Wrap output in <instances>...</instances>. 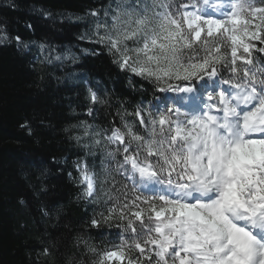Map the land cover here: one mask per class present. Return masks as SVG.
Instances as JSON below:
<instances>
[{"label": "trees", "instance_id": "obj_1", "mask_svg": "<svg viewBox=\"0 0 264 264\" xmlns=\"http://www.w3.org/2000/svg\"><path fill=\"white\" fill-rule=\"evenodd\" d=\"M248 1L259 30L232 58L222 32L196 41L184 29L180 7L190 0H0V264H193L180 220L124 161L147 162L170 182V154L158 148L163 92L179 101L180 88L203 76L189 83L125 66L110 40L114 12L173 14L181 31L171 60L264 89V0ZM113 131L122 146L110 143ZM84 173L94 181L90 198ZM160 211L164 219H154ZM115 251L126 263L106 257Z\"/></svg>", "mask_w": 264, "mask_h": 264}, {"label": "rangeland", "instance_id": "obj_2", "mask_svg": "<svg viewBox=\"0 0 264 264\" xmlns=\"http://www.w3.org/2000/svg\"><path fill=\"white\" fill-rule=\"evenodd\" d=\"M208 2L209 5L206 6V0H192L191 5L180 10L185 30L192 33L194 40H198L203 34L216 35L223 30L235 50L237 45L243 44L246 38L259 30L255 22L258 19V10L253 8L254 2L250 4L241 3L240 0ZM140 8L141 13L138 16H134L130 10L127 14L120 10L114 12L116 23L115 27L112 26L114 34L110 40L126 65L133 71L144 69L152 72L161 68L176 76L185 77L189 83L203 76L197 81L196 89L182 87L178 92V95L182 96L179 101L172 102L170 99L166 105L161 106L157 116V120L162 121L165 129V133L160 135L158 148L162 152H169L171 157L170 164L167 165V174L172 180L189 177V180L193 181L185 186L154 185L151 191L160 197H168L173 218L178 220L180 216L186 220L184 234L181 236L183 250L191 254L196 264H240L242 261L229 252L228 248L232 245H235V249L247 258L250 264H264V246L244 237V234L249 233V230L247 233L242 231L245 225L239 226V222L235 221L238 225L235 228L224 218L229 200L238 199L236 200L238 204L246 211L254 213L252 216L254 220L261 216L263 218L260 221L264 222V138L251 142L246 134L250 126L251 130H255L258 121L264 120V90L220 84L215 73L206 74L203 68H186L176 60H171L172 47L179 37L181 28L177 26L172 15L150 14L143 6ZM130 40L135 41L131 52L125 49L126 42ZM232 57H235L234 52ZM224 91L236 97L237 106L241 103L250 111L249 113L239 109L236 111L234 109L236 105L232 110L235 115L238 114L237 119L240 122L235 126L239 139L234 143L238 144L236 149L240 152L241 163L235 157L231 158L228 164L222 162L223 147L208 142L212 137H208L203 128V121L214 118L215 111H222L225 104L230 102ZM240 117L244 120L241 121ZM138 120L142 122L139 115ZM155 124L156 122L152 123V126ZM110 142L116 147L122 143V139L118 133L113 132ZM231 150L226 149L229 157ZM136 163L134 158L126 161L131 174L141 179L139 174L132 170V165L138 169L149 168L142 167L147 164L137 163L138 166ZM222 164L235 168L232 183L228 186L220 180ZM86 179L83 180L85 186ZM181 187L183 189H180ZM89 189L87 190L92 192V184ZM175 208L180 213L173 210ZM162 217L163 214L155 215L156 219ZM260 225L264 227V223ZM120 256V253H115L106 257L111 260Z\"/></svg>", "mask_w": 264, "mask_h": 264}, {"label": "bare ground", "instance_id": "obj_3", "mask_svg": "<svg viewBox=\"0 0 264 264\" xmlns=\"http://www.w3.org/2000/svg\"><path fill=\"white\" fill-rule=\"evenodd\" d=\"M209 5V2H208V0H206V6H208ZM236 98V97H235ZM244 104V103H243ZM238 120L237 119H233V121H232V126H233V128H234V131H235V126L236 125H239V121L237 122ZM260 124V123H259ZM259 125H256V127H255V130H251L252 129V127L250 126L249 128H248V130H246V134H247V137L249 138V139H251L250 137H251V134H252V132H254V131H258L259 130V127H258ZM237 132V131H236ZM262 132H264V131H262ZM231 135L233 136V138H234V142H235V140L237 141V139H239V138H237L238 137V135H236L235 134V132H232L231 133ZM252 140V139H251ZM241 141V140H240ZM221 143L223 144V142L221 141ZM241 145H246V144H241ZM233 147H235V146H237L238 147V144L237 143H234L233 145H232ZM132 162V161H131ZM137 164V163H136ZM138 165V164H137ZM139 166V165H138ZM143 167H148V166H143ZM149 168V167H148ZM132 170L133 171H135V172H137L138 174H139V176L143 179V180H145L146 182H147V184L149 185V187L150 188H152V185H154L153 184V174L150 172L151 170H150V168H149V170H147V169H138V167H136L135 165H132ZM87 179H86V188L88 189V190H90L89 188H91V184H92V181H91V179L89 178V177H86ZM245 222V221H244ZM255 222L256 223H264V222H262V221H260L259 219H256L255 220ZM253 234H254V232H251V236H253ZM247 238V237H246ZM264 238V237H263Z\"/></svg>", "mask_w": 264, "mask_h": 264}]
</instances>
